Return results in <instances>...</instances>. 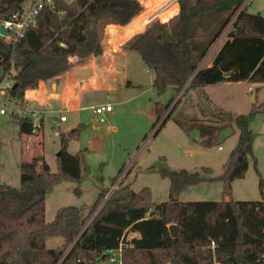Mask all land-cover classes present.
Instances as JSON below:
<instances>
[{"label": "trees", "instance_id": "obj_1", "mask_svg": "<svg viewBox=\"0 0 264 264\" xmlns=\"http://www.w3.org/2000/svg\"><path fill=\"white\" fill-rule=\"evenodd\" d=\"M27 1L0 0V22L21 11ZM53 1L55 7H45L19 42L8 45L0 39L4 71L0 84L7 78L16 85L7 95L18 105L25 103L27 91L68 72L72 58L101 55L107 25L125 26L144 10L138 0ZM244 2L180 0L176 16L165 23L153 22L129 42V49L138 51L153 71L159 99L170 88L176 93L184 90L186 96L191 90L226 82L264 84V18L261 13H249L248 7L242 9ZM139 20L133 22H138L135 31L143 28ZM229 25L232 31L227 40L211 66H204ZM125 29H121L122 37ZM179 103L170 110L171 103L157 101L154 137ZM260 112L264 104L234 120L239 141L222 176L212 177L211 168L202 169L211 177L187 170L166 171L162 176L171 181L167 202L155 204L150 188L140 192L126 188L113 201L108 199L90 224L108 192L99 196L86 216L80 208L66 206L57 211L54 221L45 218L48 193L65 180L81 183L91 176L84 153L77 155L80 169L73 178L65 173L64 152L56 173L41 153L23 161L20 187L2 182L0 170V264H105L111 258L108 252L121 246L123 264H264V201H237L232 196L233 182L245 178L249 170L256 138L250 126ZM43 128L44 120L38 127L27 116L20 121L23 135H35ZM82 132L79 128L78 137ZM205 182L221 183L223 199L181 201L185 192ZM171 225L179 228L177 240L171 236ZM131 233L139 237L129 239ZM50 238L64 243L49 249Z\"/></svg>", "mask_w": 264, "mask_h": 264}, {"label": "rangeland", "instance_id": "obj_2", "mask_svg": "<svg viewBox=\"0 0 264 264\" xmlns=\"http://www.w3.org/2000/svg\"><path fill=\"white\" fill-rule=\"evenodd\" d=\"M155 1L158 2L153 0V3ZM144 3L148 2L145 0ZM247 10L252 14L262 13L264 0H252ZM171 13L168 17L161 15L149 23H146L145 19L144 25L148 27L155 21L168 22L177 14ZM145 26L141 32L146 30ZM231 31L232 25H229L222 34L223 44ZM116 32L121 35V29L110 27L109 37H115L113 33ZM102 49L104 51L103 44ZM218 49H215L214 55ZM116 68L118 72H126V78L124 83H119L120 80L117 79L112 90L102 91L85 84L78 86L81 96L79 111L67 112L61 107L65 101L63 95L65 91L62 88L56 94L58 103L54 109L48 110L43 106L34 105L33 101H28L22 106L9 104L7 114L0 115L2 182L20 187V165L23 159L31 160L39 153L44 156L51 171L56 173L59 169L58 155L64 152L65 173L70 178L79 174L77 156L79 152L84 153L85 162L91 168V176L81 183L65 180L48 193L45 216L47 222L54 221L57 211L66 206L78 207L86 216L99 196L111 190H113L111 201L114 200L116 193L126 188L134 192L150 188L155 204L167 202L171 181L162 176L166 171L187 170L190 173L211 177V174L205 173L204 170L200 172L202 168L210 167L214 170V175L221 174L227 166V160L230 162L231 154L238 143L235 124L229 121L228 124L215 125L199 120L198 127L190 125L189 121L199 116L201 119L213 120L217 117L222 118L223 114H227L229 119L249 115L254 107L264 104V84L247 82L221 83L207 86L205 91L201 90L203 88L197 89L203 98L194 90L189 91L186 96H183V90L171 97L170 88L159 99L153 86L154 73L136 50L127 52L125 70L123 60H119ZM3 72V68L0 67V77ZM55 81L59 80H51ZM70 82H73L71 78ZM8 83L11 81L6 78L3 86ZM258 89L255 103L252 102V97L254 91ZM159 100L164 105L171 103L170 110L176 103H180L159 135L154 137L153 124L157 120L155 105ZM102 104H111L114 112L96 115L94 110ZM38 110L44 112L43 130H36L32 137L22 135L20 131L22 117H25L26 112ZM62 115L68 117V122L62 125L61 137H57L55 133L58 127L53 121L59 120ZM176 120L182 121L183 127ZM33 122L36 127L41 125L38 118L33 119ZM250 127L256 135L253 155L249 159V170L245 178L233 182L232 196L237 201H264V112L255 115ZM79 128L83 132L78 137ZM215 128L218 129L217 132ZM32 139L33 146L32 142L30 143ZM78 188L80 194L77 192ZM222 193L221 183L205 182L185 192L181 196V201H220L224 197ZM136 236L137 234L131 233L129 239ZM63 243L62 239L50 238L47 247L57 249Z\"/></svg>", "mask_w": 264, "mask_h": 264}, {"label": "crops", "instance_id": "obj_3", "mask_svg": "<svg viewBox=\"0 0 264 264\" xmlns=\"http://www.w3.org/2000/svg\"><path fill=\"white\" fill-rule=\"evenodd\" d=\"M152 11L153 10H152V8H150V6H148L147 8H144V10L139 15H137L131 22H129L125 26L117 25V24L108 25L107 29H106L105 37L101 42V44H103V48H104V51L102 52L103 54L101 53V55H99V56H92V57L85 59V60L72 58L71 69L68 72H66L65 74L57 77L56 79H58L59 81H55L56 83L51 82V80L46 81V82H41L39 87L36 90L27 91L25 103H28V101L29 102L33 101V104L36 106H43V107L47 108L48 110L54 109L58 103L56 94L58 93L59 89L64 88L65 92L63 93V95L65 98V101H64V103L61 104V107L67 112L73 111V110L79 111V109H81L80 108L81 96H80V90H78L79 85L85 84L87 86L93 87L94 89H98V90H102V91H108V90L113 89V87L116 85L117 79L120 80L119 83L120 82L124 83V79L126 78V72L125 73H124V71L118 72L117 68H116L117 64L119 63V60H123L124 70L126 69V54L130 50L128 47V44L130 41H132L134 38H136L138 35H140L142 33L140 30L135 31V29L138 28L137 27L138 22L136 24H133V22L140 19L139 22L142 23L143 27H144L145 26L144 21H145V19H147L150 16ZM179 11H180V4H175L168 11H166L163 15H167V17H168L169 13L172 14L171 12H174V13L178 14ZM110 27H116L117 29H122V30L126 28L127 30L125 29V32L122 33L124 38L121 35H118L117 32L113 33V36H115V37H109L110 36L109 35V28ZM145 28H148L147 25L145 26ZM221 47H222V45L220 46V48L217 51H219L221 49ZM112 48L115 50H112ZM215 55L211 58L210 64H208L207 66H211ZM80 62H82V63H80ZM85 72H87V74H84ZM91 74H93V75L90 76ZM82 76H83V78H82ZM70 78L73 81L72 83L70 82ZM73 83H75V84H73ZM205 88H203L201 90L205 91ZM194 92L199 94V97L200 96H202V98L204 97L200 93L199 90H194ZM175 93H176L175 89H172L171 97H173L175 95ZM166 105H167V103H166ZM199 110L202 111L201 109H199ZM62 116H66V115H62ZM221 117L222 118L217 117L213 120H207V118L201 119L199 116V117H195L194 119H191L189 121V124L193 125V126L198 125V127H200V125L198 124L199 120H204L206 122H210V123H213L215 125H218L219 123H227L228 124L229 121L234 123V120L237 118V117H235V118L229 119L227 114H223V116H221ZM44 120H45V117H44ZM177 121L180 123L182 122V121L176 120V122ZM185 126L187 128L186 124H185ZM235 128L238 131L237 134L235 133V136H238L237 139L239 141L240 132L236 126H235ZM220 130L221 129H219V131ZM217 131H218V129L215 128V132H217ZM32 136H34V135H31V137ZM32 141H33V139L30 140V143ZM31 146H33V142L31 143ZM23 161H29V159L26 158V159H23ZM226 165H227L226 168H224L223 172L219 175H214V170L211 168L212 172H213L212 177L222 176L225 173V171L229 165V160H227ZM202 169L200 172H202ZM136 237H139V236L137 235Z\"/></svg>", "mask_w": 264, "mask_h": 264}, {"label": "built area", "instance_id": "obj_4", "mask_svg": "<svg viewBox=\"0 0 264 264\" xmlns=\"http://www.w3.org/2000/svg\"><path fill=\"white\" fill-rule=\"evenodd\" d=\"M139 3L145 8L146 4L147 6H150L152 8V13L150 16L146 19V23L151 22L157 18H159L161 15H163L166 11H168L173 5L179 4L180 0H158V2H154L153 0H146L148 3H144L145 0H138ZM252 0H245L242 9L247 8ZM159 5V6H158ZM158 6V8L155 9V7ZM45 7H55V3L53 0H28L21 11L14 14L9 20L1 21L0 22V28H3L8 34L3 35L0 33V39H3V41L8 45H14L17 42H19L29 27L35 25L37 17L40 15L43 9ZM147 8V7H146ZM262 17L264 18V10L262 11ZM223 44V36H221L216 44L213 46L211 51L209 52L208 56L203 62V65L206 66L207 63L211 60V58L214 56L215 49H218L219 46ZM14 84L11 81V83H8L7 85L3 86V83L0 84V115L4 116L7 114L8 109L7 106L9 104H16L18 105L14 100L8 97L7 91L11 88H13ZM24 105V104H23ZM114 111V107L111 104H103L98 106L94 113L97 115H104V114H110ZM25 116L29 117L30 119H36L38 118V121L41 123L42 120H44V112L38 110L34 112H26L24 114ZM68 121L67 116H61L59 120L53 121V124L58 127V131L55 133L57 137H61L62 132V125ZM35 124V123H34ZM38 127V126H37ZM113 194V190L109 191L107 195L104 198V201L101 203L99 208L96 210V212L93 214L91 219L89 220L88 224L91 223V221L98 215L100 210L102 209L104 203L111 198ZM212 247H215V244H212ZM123 246H121L118 250H111L108 253L111 255L110 261L105 264H123ZM219 264V263H215Z\"/></svg>", "mask_w": 264, "mask_h": 264}, {"label": "water", "instance_id": "obj_5", "mask_svg": "<svg viewBox=\"0 0 264 264\" xmlns=\"http://www.w3.org/2000/svg\"><path fill=\"white\" fill-rule=\"evenodd\" d=\"M0 33L3 34V35H7L8 33L3 29V28H0ZM14 87H16V85H14ZM256 94H257V91H254L253 93V97H252V102L254 101L256 103ZM169 104V102L167 103ZM58 157H61V153L58 155ZM170 229V233H171V236L177 240L178 236H179V228L177 225H171L169 227Z\"/></svg>", "mask_w": 264, "mask_h": 264}]
</instances>
